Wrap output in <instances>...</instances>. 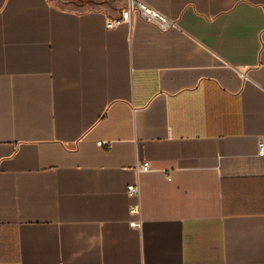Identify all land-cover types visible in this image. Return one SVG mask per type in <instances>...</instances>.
Listing matches in <instances>:
<instances>
[{"label": "crops", "instance_id": "0c3cea01", "mask_svg": "<svg viewBox=\"0 0 264 264\" xmlns=\"http://www.w3.org/2000/svg\"><path fill=\"white\" fill-rule=\"evenodd\" d=\"M141 1L0 0V264H264V0Z\"/></svg>", "mask_w": 264, "mask_h": 264}, {"label": "built area", "instance_id": "2783aa9c", "mask_svg": "<svg viewBox=\"0 0 264 264\" xmlns=\"http://www.w3.org/2000/svg\"><path fill=\"white\" fill-rule=\"evenodd\" d=\"M139 18L144 23L149 24L157 28L161 32H169L178 28L175 21L171 20L167 16L163 15L158 10L150 7L141 0H125V5L121 9L118 17L114 19L106 20L105 27L107 30H111L122 24L129 23L132 18ZM101 146L102 144H97ZM258 155L264 156V143L258 145ZM151 171L150 164L148 162H143L141 165L137 166V174H147ZM166 180L170 182L172 180L170 172H164ZM127 194L131 197H138L139 188L137 185H130L127 187ZM131 215L139 214V206L135 205L130 208ZM132 228H138V223H131Z\"/></svg>", "mask_w": 264, "mask_h": 264}]
</instances>
